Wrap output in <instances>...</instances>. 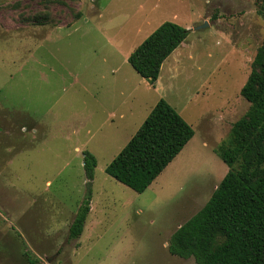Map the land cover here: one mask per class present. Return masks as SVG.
Masks as SVG:
<instances>
[{
    "label": "rangeland",
    "instance_id": "374dc122",
    "mask_svg": "<svg viewBox=\"0 0 264 264\" xmlns=\"http://www.w3.org/2000/svg\"><path fill=\"white\" fill-rule=\"evenodd\" d=\"M62 1L0 0V264H27L25 252L40 264H196L170 254L169 240L228 172L216 150L250 106L240 91L264 41V3ZM38 14L48 22L35 24ZM165 22L205 27L155 85L128 57ZM161 98L195 134L137 193L105 170ZM86 153L97 162L90 183Z\"/></svg>",
    "mask_w": 264,
    "mask_h": 264
},
{
    "label": "trees",
    "instance_id": "16d2710c",
    "mask_svg": "<svg viewBox=\"0 0 264 264\" xmlns=\"http://www.w3.org/2000/svg\"><path fill=\"white\" fill-rule=\"evenodd\" d=\"M51 2L64 3L44 0L46 5ZM40 15L32 17V21L47 23V16ZM188 32L176 23H163L130 53L129 64L138 75L155 84L163 63L186 40ZM240 93L250 104L249 109L216 150L228 172L202 209L169 240L170 254L193 258L196 264H264V41ZM194 134L191 125L161 98L105 171L131 190L143 193ZM96 166L95 157L86 153L84 167L89 183ZM90 201L89 190L70 225L71 239L81 237ZM25 257L27 264H40L30 252H25Z\"/></svg>",
    "mask_w": 264,
    "mask_h": 264
},
{
    "label": "water",
    "instance_id": "95a60500",
    "mask_svg": "<svg viewBox=\"0 0 264 264\" xmlns=\"http://www.w3.org/2000/svg\"><path fill=\"white\" fill-rule=\"evenodd\" d=\"M205 27V25H202V26H199V27H195V28H193V29H188V31H196V30H199V29H202V28H204Z\"/></svg>",
    "mask_w": 264,
    "mask_h": 264
},
{
    "label": "crops",
    "instance_id": "0c3cea01",
    "mask_svg": "<svg viewBox=\"0 0 264 264\" xmlns=\"http://www.w3.org/2000/svg\"><path fill=\"white\" fill-rule=\"evenodd\" d=\"M139 76H140V75H139ZM140 77H141V76H140ZM159 78H160V77H159ZM143 79H144V78H143ZM144 80H146V79H144ZM146 81H147V80H146ZM157 81H158V80H157ZM147 82H148V81H147ZM149 83H150V82H149ZM156 83H157V82H156ZM155 85H156V84H155ZM153 89L156 90V86H154ZM162 90H163V89H162ZM157 98H158V97H157ZM153 108H154V107H153ZM153 108H152V109H153ZM151 111H152V110H151Z\"/></svg>",
    "mask_w": 264,
    "mask_h": 264
}]
</instances>
